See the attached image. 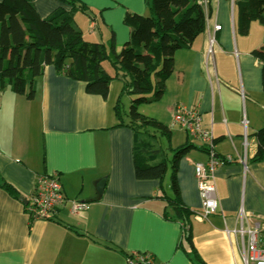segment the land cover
<instances>
[{
	"label": "crops",
	"instance_id": "0c3cea01",
	"mask_svg": "<svg viewBox=\"0 0 264 264\" xmlns=\"http://www.w3.org/2000/svg\"><path fill=\"white\" fill-rule=\"evenodd\" d=\"M31 1L41 18L60 7L69 9L58 0ZM78 1L90 10L82 13L90 29L88 38L81 30L84 39L106 48L114 41L116 52L129 40L124 15L146 13V0ZM198 1L208 15L205 31L175 53L174 71L155 101L157 112L148 117L169 133L144 134L168 161L169 177L162 183L135 177L133 151L140 131L126 125L123 109L121 119L115 114L121 81L112 79L103 99L48 65L34 79L32 99L9 87L1 92L0 180L28 200L36 177L56 173L66 202L50 220L30 222L19 198L0 188V264H126L131 252L151 254L154 264H242L224 230L237 227L240 208L264 216V157L256 158V134L264 128V91L261 66L251 55L264 45V26L252 22L248 34L240 36L235 0ZM213 34V55L207 62ZM101 66L114 76L109 62ZM179 106L200 116L201 127L215 141L214 154L230 159L215 170L218 210L203 221L195 217L201 201L194 164L206 163L208 155L200 140L174 123ZM182 145L191 147L178 160L175 176L181 203L192 212V247L182 237L181 224L164 217V198L172 196L170 161L173 149ZM71 200L86 202L88 209L70 214Z\"/></svg>",
	"mask_w": 264,
	"mask_h": 264
},
{
	"label": "trees",
	"instance_id": "16d2710c",
	"mask_svg": "<svg viewBox=\"0 0 264 264\" xmlns=\"http://www.w3.org/2000/svg\"><path fill=\"white\" fill-rule=\"evenodd\" d=\"M58 1L69 9L60 7L41 18L31 0H0V94L9 87L14 94L32 99L34 79L41 76L48 65L81 83L87 94L103 99L108 96L110 81L116 79L123 83L114 106L118 119L122 118L121 98L130 96L126 125L145 134H150L148 129H152L157 132L153 135L166 137L168 128L138 113V106L162 97L165 83L174 71L175 53L189 48L205 31L208 15L202 3L198 0H146L144 15L130 12L124 15L123 21L130 29L129 40L116 52L114 41L108 48L98 42H88L76 28L74 15L90 11L86 5L78 0ZM234 4L238 35L246 36L252 22L264 26V0H235ZM251 55L261 66L264 91V45L254 49ZM106 61L114 71L113 77L101 66ZM64 67L66 70L62 71ZM256 135V158L260 160L264 157V128ZM138 137L133 151L136 179L162 183L167 170L166 156L155 143L146 141L141 132ZM203 146L207 152V145ZM190 147L182 145L173 149L172 196L164 198V217L170 216L181 224L182 237L192 247L189 226L192 212L181 203L175 176L178 160ZM0 188L14 199L19 198L17 192L1 180Z\"/></svg>",
	"mask_w": 264,
	"mask_h": 264
},
{
	"label": "built area",
	"instance_id": "2783aa9c",
	"mask_svg": "<svg viewBox=\"0 0 264 264\" xmlns=\"http://www.w3.org/2000/svg\"><path fill=\"white\" fill-rule=\"evenodd\" d=\"M93 29L94 26L92 25ZM215 26L214 30H220ZM215 37L209 35L206 50L207 62L212 58ZM64 67L62 71H65ZM173 121L178 128L184 130L192 139H198L207 145L206 163L194 164V177L200 196V210L195 217L200 220H207L217 212V196L215 189V170L229 162L219 159L213 151L212 135L201 127L200 116L185 107L179 106L174 110ZM245 159V158H244ZM245 167V160H241ZM34 190L24 206V210L30 222L36 220L48 221L55 216L59 208L66 202L62 191V185L58 174H43L35 179ZM88 209L86 202L71 200L70 214L77 215ZM224 234L232 238L236 244L242 264H264V216L251 215L242 208L238 210V225L232 229L225 228ZM126 264H154V258L149 253L131 252L126 256Z\"/></svg>",
	"mask_w": 264,
	"mask_h": 264
},
{
	"label": "rangeland",
	"instance_id": "374dc122",
	"mask_svg": "<svg viewBox=\"0 0 264 264\" xmlns=\"http://www.w3.org/2000/svg\"><path fill=\"white\" fill-rule=\"evenodd\" d=\"M84 18L85 17L82 13H76L74 15L76 28L78 27L80 30H82L84 35H85V38H88L87 34H88V30L90 31V29H88L87 20ZM84 22H85V26L83 24ZM105 66H106L107 70L111 72V69L107 63L105 64ZM130 104H131V97L130 96H123L122 100H121V106H122V109L124 110V112L126 114H128V112H129ZM158 104L159 103H156L155 101L154 102H148V103H141L138 106V113L145 115L146 117H150L157 112V107L159 106ZM140 132L143 135L145 134L143 131H140ZM147 133L156 134L157 132L153 131L152 129H148ZM168 177H169V173H167V175H166V180L168 179Z\"/></svg>",
	"mask_w": 264,
	"mask_h": 264
},
{
	"label": "water",
	"instance_id": "95a60500",
	"mask_svg": "<svg viewBox=\"0 0 264 264\" xmlns=\"http://www.w3.org/2000/svg\"><path fill=\"white\" fill-rule=\"evenodd\" d=\"M103 189V181L99 182V184L97 185V190H98V193H100ZM19 201L23 203V205H26L28 203L27 200H25L24 198L20 197L19 198Z\"/></svg>",
	"mask_w": 264,
	"mask_h": 264
},
{
	"label": "clouds",
	"instance_id": "9594fccd",
	"mask_svg": "<svg viewBox=\"0 0 264 264\" xmlns=\"http://www.w3.org/2000/svg\"><path fill=\"white\" fill-rule=\"evenodd\" d=\"M28 201V200H27ZM24 206H26V205H24Z\"/></svg>",
	"mask_w": 264,
	"mask_h": 264
}]
</instances>
